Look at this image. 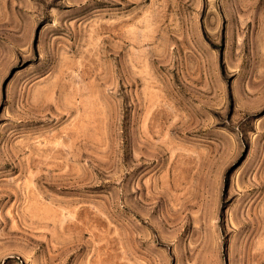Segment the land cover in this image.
I'll return each mask as SVG.
<instances>
[{"label":"rangeland","instance_id":"374dc122","mask_svg":"<svg viewBox=\"0 0 264 264\" xmlns=\"http://www.w3.org/2000/svg\"><path fill=\"white\" fill-rule=\"evenodd\" d=\"M0 264H264V0H0Z\"/></svg>","mask_w":264,"mask_h":264}]
</instances>
